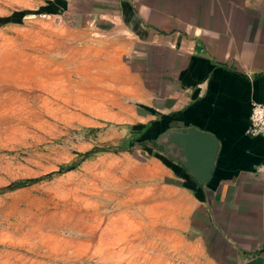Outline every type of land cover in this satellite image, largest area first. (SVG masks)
<instances>
[{
    "label": "crops",
    "instance_id": "1",
    "mask_svg": "<svg viewBox=\"0 0 264 264\" xmlns=\"http://www.w3.org/2000/svg\"><path fill=\"white\" fill-rule=\"evenodd\" d=\"M53 2L71 18L68 43L82 41L65 61L80 112L91 126L156 136L142 160L120 157L121 184L151 183L135 213L175 233L185 264H264V138L243 134L249 104L264 105V0H95L94 11L76 5L92 0ZM188 127L218 146L205 184L166 142Z\"/></svg>",
    "mask_w": 264,
    "mask_h": 264
},
{
    "label": "rangeland",
    "instance_id": "2",
    "mask_svg": "<svg viewBox=\"0 0 264 264\" xmlns=\"http://www.w3.org/2000/svg\"><path fill=\"white\" fill-rule=\"evenodd\" d=\"M92 1L76 5L102 4ZM53 4L0 0V264H185L175 233L135 213L138 188L151 183L121 184L122 153L142 160L156 136L90 125L65 66L71 45L82 41L68 43L63 23L71 18ZM94 148L109 151L77 163V152ZM73 163L71 171L9 188Z\"/></svg>",
    "mask_w": 264,
    "mask_h": 264
},
{
    "label": "water",
    "instance_id": "3",
    "mask_svg": "<svg viewBox=\"0 0 264 264\" xmlns=\"http://www.w3.org/2000/svg\"><path fill=\"white\" fill-rule=\"evenodd\" d=\"M167 143L179 149L176 157L199 184H205L217 154V143L210 133L188 127L168 134ZM180 157V158H178Z\"/></svg>",
    "mask_w": 264,
    "mask_h": 264
},
{
    "label": "built area",
    "instance_id": "4",
    "mask_svg": "<svg viewBox=\"0 0 264 264\" xmlns=\"http://www.w3.org/2000/svg\"><path fill=\"white\" fill-rule=\"evenodd\" d=\"M249 114L243 134L248 138H264V105L258 102L249 104Z\"/></svg>",
    "mask_w": 264,
    "mask_h": 264
},
{
    "label": "trees",
    "instance_id": "5",
    "mask_svg": "<svg viewBox=\"0 0 264 264\" xmlns=\"http://www.w3.org/2000/svg\"><path fill=\"white\" fill-rule=\"evenodd\" d=\"M159 149H161V147H158ZM109 151V150H108ZM108 151H104V150H99L97 148H94L90 151H87V152H83V153H80V152H77L75 155H78V161L77 163H80L81 161L85 160V159H88V158H91L93 157L94 155H97L98 153H105V152H108ZM77 163H73L72 165H65V166H59L57 168L56 171H51V172H48L46 173L45 175L43 176H38V177H35V178H24V179H20V180H17L15 182H13L12 184H10V189H17V188H21V187H25L27 185H33V184H36V182L42 180V179H45V178H49L50 176H52L53 174H59L61 172H68V171H71L73 168L76 167Z\"/></svg>",
    "mask_w": 264,
    "mask_h": 264
}]
</instances>
